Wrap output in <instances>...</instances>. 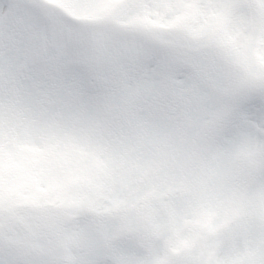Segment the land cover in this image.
I'll list each match as a JSON object with an SVG mask.
<instances>
[{"label":"snow or ice","instance_id":"snow-or-ice-1","mask_svg":"<svg viewBox=\"0 0 264 264\" xmlns=\"http://www.w3.org/2000/svg\"><path fill=\"white\" fill-rule=\"evenodd\" d=\"M0 264H264V0H0Z\"/></svg>","mask_w":264,"mask_h":264}]
</instances>
